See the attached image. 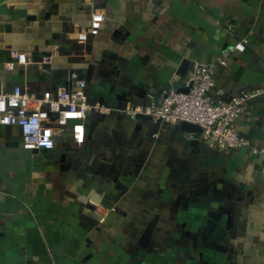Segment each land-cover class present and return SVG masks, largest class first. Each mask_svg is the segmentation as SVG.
I'll return each instance as SVG.
<instances>
[{"label":"crops","instance_id":"crops-1","mask_svg":"<svg viewBox=\"0 0 264 264\" xmlns=\"http://www.w3.org/2000/svg\"><path fill=\"white\" fill-rule=\"evenodd\" d=\"M13 50L27 63L9 68ZM195 63L216 65L225 99L264 88V0H0V94L75 71L113 108L89 113L106 118L82 145L28 151L0 126V264H264V155L117 110L186 88ZM235 127L264 148V95Z\"/></svg>","mask_w":264,"mask_h":264},{"label":"built area","instance_id":"built-area-1","mask_svg":"<svg viewBox=\"0 0 264 264\" xmlns=\"http://www.w3.org/2000/svg\"><path fill=\"white\" fill-rule=\"evenodd\" d=\"M103 18L102 13L92 16L89 27L92 32L97 31ZM87 37L88 32L82 30L77 39L84 42ZM245 43V40H239L231 50L242 52ZM11 55L16 61L10 63L9 68L15 63L23 65L28 61L25 52L13 50ZM220 63L226 62L222 60ZM215 71V64L195 63L186 84L187 91L166 87L157 98L151 96L146 103H127L117 110L131 118L148 116L155 122L166 124L193 123L202 129L198 139L210 148L229 152L248 147L253 154L264 155V148L253 146L251 140L235 127L239 117L250 119L252 103L264 95V88L244 89L225 99L224 93L216 88ZM70 79V88L34 94L18 85L11 92L0 94V126H17L22 147L28 151L54 149L58 139L67 135L68 130L73 142L82 145L86 140L89 113L103 108L109 113L113 108L89 103L87 81L78 72H71ZM213 92L218 93L217 98L212 96Z\"/></svg>","mask_w":264,"mask_h":264},{"label":"water","instance_id":"water-1","mask_svg":"<svg viewBox=\"0 0 264 264\" xmlns=\"http://www.w3.org/2000/svg\"><path fill=\"white\" fill-rule=\"evenodd\" d=\"M91 66H90V70H91ZM89 80V79H87ZM57 88V87H56ZM183 91H187V88H184L182 89ZM127 116V115H126ZM129 117V116H128ZM141 117L143 116H138L136 118H133V119H140ZM106 118V115L103 114L101 117L95 119V120H92L90 123L87 124V131H88V134H92L94 132V129L95 127L97 126V124L100 122V121H103L105 120ZM130 118V117H129ZM150 118V117H149ZM151 119V118H150ZM180 128L183 130V131H186V132H189V133H193L195 134V139H194V142H199L200 140L198 139V135L199 133L201 132V127L196 125V124H193V123H189V122H181L180 124ZM67 135L65 136H62L61 140H68V141H71L73 142V139H72V136H71V132L70 130H68L66 132ZM42 150H46V149H42ZM75 169V168H74ZM73 169V170H74ZM94 206L91 205L90 208H93Z\"/></svg>","mask_w":264,"mask_h":264}]
</instances>
